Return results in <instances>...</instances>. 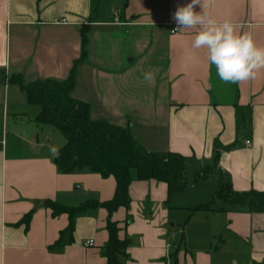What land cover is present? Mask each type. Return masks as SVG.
I'll return each mask as SVG.
<instances>
[{"label": "crops", "instance_id": "obj_1", "mask_svg": "<svg viewBox=\"0 0 264 264\" xmlns=\"http://www.w3.org/2000/svg\"><path fill=\"white\" fill-rule=\"evenodd\" d=\"M190 2L0 0V264H107L100 248L108 211L76 214L73 234L61 236L69 216H53L44 200L104 201L115 178L61 171L50 149L64 140L51 143L53 129L35 121L40 106L9 80L66 79L81 54L83 28L88 55L73 98L89 103L92 119L130 125L148 150L187 159L189 184L171 195L165 182L132 171L130 204L112 214L119 236L130 239L126 264H264V212L215 196L222 178L233 191L264 190V70L253 80L221 81L206 50L191 47L198 29L171 32L175 11ZM205 11L264 46V0H207ZM217 148L213 179L196 178L214 164ZM207 202L214 210L191 213ZM31 211L28 225L19 223ZM89 240L94 245H85Z\"/></svg>", "mask_w": 264, "mask_h": 264}, {"label": "trees", "instance_id": "obj_2", "mask_svg": "<svg viewBox=\"0 0 264 264\" xmlns=\"http://www.w3.org/2000/svg\"><path fill=\"white\" fill-rule=\"evenodd\" d=\"M88 35L82 29V51L74 60L66 79H37L24 82L20 74L10 77V82L21 86L30 104L40 106L35 121L43 126L57 129L65 137L64 144L58 148L59 156L53 157L57 167L70 173L89 169L103 177L113 176L116 187L110 199L99 201L89 199L78 206H67L52 200H44V205L51 209L53 216L67 213L69 224L62 231L73 234L74 217L99 207L108 211L106 228L108 240L101 246L100 252L106 257L107 264H126L129 257V238L119 236L120 226L112 214L120 207L128 208L130 204L129 185L132 170L140 180L157 179L168 186L169 194L184 189L189 180L186 173L187 159L175 151H150L133 135L130 125L122 126L109 122L104 118L92 119L89 103L73 98L78 68L88 55L86 49ZM219 151L216 150L214 164L195 172L196 178H206L216 165ZM215 196L228 203L246 205L252 212H264V190L233 191L229 180L221 179ZM212 202L203 203L191 208V213L214 210ZM32 211L24 215L19 223L28 225ZM60 239L55 245H60Z\"/></svg>", "mask_w": 264, "mask_h": 264}, {"label": "clouds", "instance_id": "obj_3", "mask_svg": "<svg viewBox=\"0 0 264 264\" xmlns=\"http://www.w3.org/2000/svg\"><path fill=\"white\" fill-rule=\"evenodd\" d=\"M197 5L201 12L194 10ZM206 5L207 0H191L186 6L178 7L173 15L177 24L173 32L198 29L191 47L206 50L209 64L215 66L217 76L224 83L255 79L264 70V46H258L250 32H238L231 21L218 22L205 11ZM143 77L149 84L155 80L152 72H145ZM50 152L53 157L59 156L56 147Z\"/></svg>", "mask_w": 264, "mask_h": 264}, {"label": "rangeland", "instance_id": "obj_4", "mask_svg": "<svg viewBox=\"0 0 264 264\" xmlns=\"http://www.w3.org/2000/svg\"><path fill=\"white\" fill-rule=\"evenodd\" d=\"M117 12V11H116ZM114 13H112V15H113ZM111 18V17H110ZM51 129H53V132H52V136H51V138H52V141H51V143L52 144H56L57 142H61L62 140H64V142H65V137L62 135V133L60 132V131H58L57 129H55V128H52L51 127ZM62 146V145H61ZM60 146V147H61ZM206 167V166H205ZM133 172L135 171V170H132ZM214 175H215V173L213 172V173H211L210 174V177L208 178V179H213V177H214ZM209 181V180H208ZM209 183L210 182H207L204 186H202V190L204 191V192H207L208 191V189H209ZM216 188V187H215ZM214 191H215V189H214ZM229 243V242H228Z\"/></svg>", "mask_w": 264, "mask_h": 264}, {"label": "built area", "instance_id": "obj_5", "mask_svg": "<svg viewBox=\"0 0 264 264\" xmlns=\"http://www.w3.org/2000/svg\"><path fill=\"white\" fill-rule=\"evenodd\" d=\"M176 27H177V25L172 27L171 32H173L176 29ZM247 143H249V141H247ZM85 245L92 246V245H94V241L93 240H89V241L86 242ZM243 264H247V263H243Z\"/></svg>", "mask_w": 264, "mask_h": 264}]
</instances>
